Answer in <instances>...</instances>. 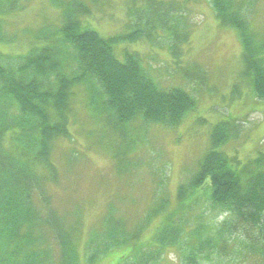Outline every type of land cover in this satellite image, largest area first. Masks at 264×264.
I'll return each instance as SVG.
<instances>
[{"label":"trees","instance_id":"16d2710c","mask_svg":"<svg viewBox=\"0 0 264 264\" xmlns=\"http://www.w3.org/2000/svg\"><path fill=\"white\" fill-rule=\"evenodd\" d=\"M28 1L0 0V16L17 11ZM209 1L220 24L239 33L247 76L255 97L264 100V41L258 39L246 17L244 7L249 0ZM62 6L61 27L57 31L47 27L38 34L48 41L46 46L23 57L0 56V264H79L75 230L49 206V188L41 175L42 170L56 172L54 147L70 138V100L75 86L90 82L104 98L100 106L94 96L93 106L112 118L117 128L137 119L174 127L196 106L195 99L182 89H161L137 54L127 55L125 61L115 54V45L143 38L151 41L161 29L173 38L177 56L179 44L188 40L187 34L178 32L187 30L184 17L174 15L179 5L154 2L147 13L130 9V32L109 38L100 36L85 21L91 15L86 3L74 0ZM3 36L0 22V42ZM232 136L227 123L216 126L211 134L214 148L189 182L178 188L180 210L185 201L196 200L204 191L210 192L213 207L229 214L215 227L213 239L202 240L183 255L180 248L186 229L177 221L176 211L165 213L147 242L143 240L146 227L136 225L130 231L124 222L109 219L101 233L90 236L86 264H97L124 247L129 253L119 264H161L174 248L183 264H199L206 248L212 252L219 242L227 244L231 238L241 245L240 258L252 255L258 264H264V162L256 158L239 168L236 158L216 149ZM7 137L8 148L4 146ZM39 195L50 207L46 214L35 204ZM167 207L163 203L154 210L152 220H158ZM52 243L58 255L47 256Z\"/></svg>","mask_w":264,"mask_h":264},{"label":"rangeland","instance_id":"374dc122","mask_svg":"<svg viewBox=\"0 0 264 264\" xmlns=\"http://www.w3.org/2000/svg\"><path fill=\"white\" fill-rule=\"evenodd\" d=\"M72 1L30 0L0 16L4 35L0 56L23 57L46 46L48 41L39 38V32L47 27L57 31L63 20L62 4ZM78 1L89 6L91 15L85 21L104 38L130 32V9L147 13L154 2L179 5L174 15L184 17L187 30L178 32L187 34L188 40L179 44L177 56L173 38L161 29L151 41L143 38L115 45V54L120 61L137 54L161 89H182L195 99L196 106L174 127L137 119L117 128L112 118L93 106L94 96L103 105L101 93L90 82L75 86L70 100V138L58 141L52 154L56 172L40 170L49 188V206L74 228L79 264H86L90 236L101 233L109 219L124 222L130 231L136 225L146 227L143 240L147 242L167 211H176L177 221L185 224L180 248L185 255L202 240L213 239L215 227L229 218L212 206L210 192L203 191L196 200L185 201L183 209L178 208V188L189 182L214 148L213 129L221 123L231 127L233 136L216 149L236 158L239 168L256 158L264 162V100L255 97L247 76L239 33L220 24L209 0ZM244 10L254 33L264 41V0H249ZM4 146L10 147L8 137ZM163 203L168 207L158 220H152V212ZM35 204L45 211L50 208L40 195ZM219 243L212 252L206 248L199 264H258L252 255L239 257L241 245L235 239ZM128 253L126 247L117 249L97 264H119ZM45 255H58L54 243ZM166 257L161 264H183L175 248Z\"/></svg>","mask_w":264,"mask_h":264}]
</instances>
